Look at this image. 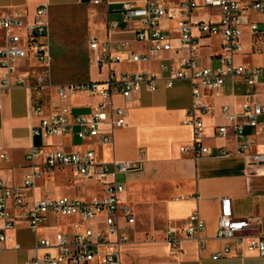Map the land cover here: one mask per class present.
<instances>
[{
  "label": "crops",
  "instance_id": "obj_1",
  "mask_svg": "<svg viewBox=\"0 0 264 264\" xmlns=\"http://www.w3.org/2000/svg\"><path fill=\"white\" fill-rule=\"evenodd\" d=\"M143 0H104L99 3L80 0H0V15L20 9L27 17L37 5L48 7L49 33L46 38V54L50 85L38 101L40 113H31L27 91L15 85L0 95V180L7 186H22L25 174L30 170L25 153L31 145H41V155L35 162L44 160V153L52 149L66 152L94 151L97 163L112 160H127L133 168L116 176L123 183L124 190L119 196V206L129 207L134 214V223L121 222V232L126 240L120 244L119 262L116 264H264V256L254 252L235 249L233 241H222L215 237L220 201L229 197L233 215L253 217V227L264 232V163L250 164L244 155L234 151L235 138L215 136L216 125L224 123L221 107L230 105L238 110L245 93L257 92L254 99L264 103L260 86L247 84L241 76L227 77L219 95L204 89L202 101L209 110L202 116L204 123L203 143L212 149H231V154L221 156L195 157L192 148V127L182 120L192 105L191 84L177 79L167 87L158 79L155 90L142 87L129 101L115 95L113 103L127 108L125 124L111 129L104 124L100 134L111 136L107 143L100 142V136L91 140H79L71 134L52 135L46 138L32 136L31 129L41 116L55 108H66L73 113H88L100 100L96 95L75 93L66 98L58 97L56 87L60 84L82 81H103L111 69L116 73L159 70L160 61L177 66L180 55L187 53V47L179 39L176 30L179 8L176 0H169V16L161 21V28L167 35L171 49L161 58L151 56L146 61H132L131 53H145L147 44L134 39V30L139 27L135 19L123 26L108 29V23L120 21V3ZM217 9L199 8L191 18L218 19ZM261 16L253 11H244L239 18L242 34L241 47L234 54V62L248 67L264 65V39H255L249 29V21H258ZM264 28V22H259ZM193 34L200 44L197 53L201 66H215L222 52L220 35L202 36L197 29ZM98 41L122 43L121 58L108 65L97 58L88 45L90 38ZM82 39L79 45L78 39ZM55 47L67 58L65 75L56 68ZM180 50V54L176 53ZM42 65L33 58L18 63V72L28 75L40 70ZM3 72L0 70V77ZM264 118V115L261 116ZM253 131L254 144L251 151L264 149V138L259 129ZM182 148H186L183 150ZM26 204L15 208L8 202V212L14 220L11 230L12 241L0 242V264H26L34 255L45 249L37 248L36 242L43 237L52 238L55 232H73L74 216L48 214L37 229H30L27 212L33 201L45 195L67 196L73 199L93 201L102 195L100 183L87 180L70 167L58 168L36 179L30 187L21 189ZM197 212L204 223L199 238L185 236L187 218ZM3 220L0 219V232ZM172 228L179 239V249L172 252L166 240L168 228ZM200 238L204 247L200 246ZM14 243L19 245L14 247ZM228 245L235 253L219 259L210 254ZM104 248L87 264L101 263Z\"/></svg>",
  "mask_w": 264,
  "mask_h": 264
},
{
  "label": "built area",
  "instance_id": "obj_2",
  "mask_svg": "<svg viewBox=\"0 0 264 264\" xmlns=\"http://www.w3.org/2000/svg\"><path fill=\"white\" fill-rule=\"evenodd\" d=\"M91 1L96 4L104 0ZM169 0H143L140 3L123 1L120 3V21L109 22L107 28L124 27L131 19L139 22L134 30V39L146 43L145 53H131L130 59L146 61L151 56L161 58V54L171 49L167 35L161 28V21L168 17ZM107 2V0H106ZM179 13L176 32L181 42L187 47V53L180 55L177 66L160 61L157 71L120 72L111 69L103 81H82L60 84L56 93L60 98H66L75 93H87L100 98L99 102L88 113H73L66 108H55L43 115L37 125L31 129L32 136L46 138L52 135L71 134L79 140H91L100 136V142L107 143L111 136L100 134L101 125L111 129L125 124L127 108L113 103L115 95H120L129 101L142 87L153 91L158 79H163L167 87L175 80L184 79L191 84L192 105L182 120L192 127V148L195 157L221 156L231 154V149L216 148L205 145L204 123L202 116L209 110V105L202 101L204 89L219 95L227 77L241 76L251 86H260V94L264 95V65L248 67L234 62V54L241 47L242 29L239 18L244 11H253L261 16L258 21H249V29L255 39H264V28L259 22H264V0H176ZM217 9L218 19L193 20L194 10ZM197 29L199 35H220L222 52L217 57L215 66H201L197 53L200 44L193 34ZM49 33L48 7L46 3L36 6L32 17H27L20 9L5 15H0V95L15 85L23 86L28 95L31 113H40L42 105L38 101L43 90L50 85L48 69L49 57L46 54V38ZM89 48L97 54L99 61L108 65L120 60L122 43L112 44L110 41H98L92 37L88 41ZM180 54V50H176ZM33 58L42 65L40 70H34L28 75L18 72V63L27 58ZM257 92L245 93L244 100L238 110L230 105L221 107L224 123L216 125L215 136L231 134L235 138L234 151L245 156L250 164L264 163V149L251 151L254 144L250 129H259L264 138V103L254 99ZM41 145H31L25 153L30 170L25 174L22 186H7L0 180V219L3 220L0 232V242L12 241L11 230L14 220L8 212V202L12 201L15 208L26 204L22 188L30 187L35 180L55 169L70 167L87 180L100 183L102 195L93 201L73 199L67 196L55 197L45 195L31 203L27 212L30 229L37 230L46 220L48 214L55 216H74L73 232L65 234L55 232L52 238L43 237L36 242L37 248L45 251L34 255L26 264H87L98 254V248L103 247L101 263L116 264L119 262L120 244L126 240L121 232V222L134 223V214L127 206H119V196L124 190L122 182L116 176L125 173L134 166L127 160H112L97 163L94 151L66 152L52 149L44 153V160L38 164L36 158L41 155ZM186 150V148H182ZM251 216L236 217L233 215L231 200L223 197L220 201L219 215L215 237L222 241H233L234 248L254 252L264 256V232L253 227ZM204 223L197 212H192L187 218L184 228L185 236L196 238L203 230ZM199 238V237H198ZM166 240L172 252L179 249V239L172 228L167 229ZM200 246L204 242L200 238ZM14 247L19 245L14 243ZM228 245L213 251L211 259L227 257L235 253Z\"/></svg>",
  "mask_w": 264,
  "mask_h": 264
},
{
  "label": "rangeland",
  "instance_id": "obj_3",
  "mask_svg": "<svg viewBox=\"0 0 264 264\" xmlns=\"http://www.w3.org/2000/svg\"><path fill=\"white\" fill-rule=\"evenodd\" d=\"M78 42H79V45H81L83 41L81 38H79ZM66 61H67V58L61 54V48L55 47L56 68L60 70L63 75H65V72L68 71L66 68L68 63H66Z\"/></svg>",
  "mask_w": 264,
  "mask_h": 264
}]
</instances>
